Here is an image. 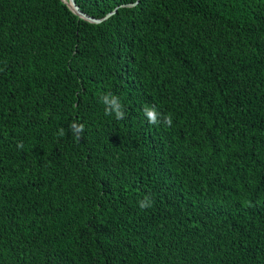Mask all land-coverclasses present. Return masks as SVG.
<instances>
[{
    "label": "trees",
    "instance_id": "obj_1",
    "mask_svg": "<svg viewBox=\"0 0 264 264\" xmlns=\"http://www.w3.org/2000/svg\"><path fill=\"white\" fill-rule=\"evenodd\" d=\"M73 1L0 0V264H264V0Z\"/></svg>",
    "mask_w": 264,
    "mask_h": 264
},
{
    "label": "clouds",
    "instance_id": "obj_2",
    "mask_svg": "<svg viewBox=\"0 0 264 264\" xmlns=\"http://www.w3.org/2000/svg\"><path fill=\"white\" fill-rule=\"evenodd\" d=\"M100 102L104 105V112L106 116L114 115L117 120L124 118V110L120 99L118 96L111 92H106L100 97ZM143 114L147 119L149 124L157 125L163 123L166 127L172 126V117L171 115L163 116L161 120V113H159L156 107L153 106H144ZM84 124L72 121L69 123L68 132H70L76 140H79L84 132ZM64 130H60V135H64ZM17 148H23L22 142H17ZM138 205L141 209L149 208L152 206L151 198L149 196H144L141 200L138 201Z\"/></svg>",
    "mask_w": 264,
    "mask_h": 264
},
{
    "label": "water",
    "instance_id": "obj_3",
    "mask_svg": "<svg viewBox=\"0 0 264 264\" xmlns=\"http://www.w3.org/2000/svg\"><path fill=\"white\" fill-rule=\"evenodd\" d=\"M66 5L67 7L74 13L76 14L78 17L84 19V20H87L89 22H92V23H97L99 21H101L102 19L108 17L112 12H114L115 10H113L112 12H108L106 13L102 18H93V17H90L84 13H82L78 8L77 6L75 5L74 1L73 0H62ZM135 2H132V3H127L126 6H132L134 5Z\"/></svg>",
    "mask_w": 264,
    "mask_h": 264
}]
</instances>
